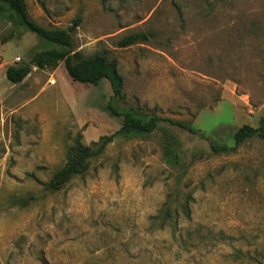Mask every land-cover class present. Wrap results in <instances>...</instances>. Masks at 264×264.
I'll use <instances>...</instances> for the list:
<instances>
[{
  "label": "rangeland",
  "instance_id": "rangeland-1",
  "mask_svg": "<svg viewBox=\"0 0 264 264\" xmlns=\"http://www.w3.org/2000/svg\"><path fill=\"white\" fill-rule=\"evenodd\" d=\"M25 2L45 28L79 18L77 51L103 54L122 77L115 107L187 121L198 134L162 124L116 137L86 175L47 190L76 138L89 146L122 118L104 109L106 80L75 82L62 62L8 82V66L45 46L0 20V264H264V141L228 155L208 147L232 146L235 130L264 118V0ZM137 32L148 41L116 46Z\"/></svg>",
  "mask_w": 264,
  "mask_h": 264
},
{
  "label": "trees",
  "instance_id": "trees-1",
  "mask_svg": "<svg viewBox=\"0 0 264 264\" xmlns=\"http://www.w3.org/2000/svg\"><path fill=\"white\" fill-rule=\"evenodd\" d=\"M0 20L10 24L13 28L25 30L34 34L44 43L45 48L34 52L29 63L20 66H8L5 78L11 84H18L30 73L31 66L38 69H55L62 62L69 78L80 84L97 86L102 80L109 83L112 95L104 109L111 116L121 117L120 128L109 136H102L89 146L83 145L79 138L67 148L64 164L53 174L45 188L49 191L60 190L73 177L87 174L92 159L103 153L105 147L116 137L147 136L154 133L162 124L173 126L192 135L198 132L192 128L190 122L160 118L154 114L148 115L133 108L121 110L115 107L113 100L121 101L123 95V80L118 73L116 64L101 53L83 56L74 45L73 34L79 23V18L65 29L45 28L37 24L29 15L25 0H0ZM148 41L145 33H131L123 36L116 42L118 48H127L132 45ZM200 134V133H199ZM204 137L202 134H200ZM233 145L216 143L208 140L209 151L213 155H228L237 150L244 142L252 138L264 141V118H261L256 127L242 125L233 133ZM174 142L166 140L162 153L166 163L178 161L175 156ZM182 212L189 218L188 206L181 205Z\"/></svg>",
  "mask_w": 264,
  "mask_h": 264
}]
</instances>
